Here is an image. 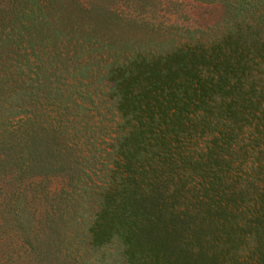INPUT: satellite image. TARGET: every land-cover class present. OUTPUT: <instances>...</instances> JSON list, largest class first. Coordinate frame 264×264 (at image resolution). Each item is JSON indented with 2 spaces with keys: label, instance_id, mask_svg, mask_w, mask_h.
<instances>
[{
  "label": "trees",
  "instance_id": "16d2710c",
  "mask_svg": "<svg viewBox=\"0 0 264 264\" xmlns=\"http://www.w3.org/2000/svg\"><path fill=\"white\" fill-rule=\"evenodd\" d=\"M198 1L0 0V264H264V0Z\"/></svg>",
  "mask_w": 264,
  "mask_h": 264
},
{
  "label": "rangeland",
  "instance_id": "374dc122",
  "mask_svg": "<svg viewBox=\"0 0 264 264\" xmlns=\"http://www.w3.org/2000/svg\"><path fill=\"white\" fill-rule=\"evenodd\" d=\"M117 11L125 16H132L137 20H147L153 26L160 27V34L167 32L172 38L188 36L186 31L206 30L221 23L223 18V9L217 3H206L198 0H150L148 3H131L129 0H114ZM142 32L146 27L140 29ZM59 183L51 180L49 187L57 188ZM59 187V186H58ZM79 239V238H78ZM106 249L109 252H106ZM111 247L96 249V252L90 250V260L79 264H98V260L115 258ZM102 256L96 258V256ZM102 264H107V263ZM118 264V263H114Z\"/></svg>",
  "mask_w": 264,
  "mask_h": 264
}]
</instances>
